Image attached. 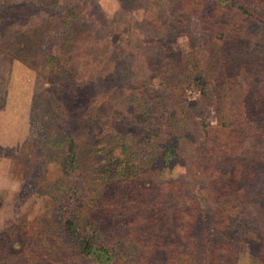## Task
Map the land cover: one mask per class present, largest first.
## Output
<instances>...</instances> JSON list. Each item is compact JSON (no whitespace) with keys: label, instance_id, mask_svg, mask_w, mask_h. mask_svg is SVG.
<instances>
[{"label":"rangeland","instance_id":"rangeland-1","mask_svg":"<svg viewBox=\"0 0 264 264\" xmlns=\"http://www.w3.org/2000/svg\"><path fill=\"white\" fill-rule=\"evenodd\" d=\"M0 1V264H98L74 251L70 240L61 237L56 207L76 186L82 187L78 202L83 204L82 214L90 217L85 224L91 234L110 245L111 240L117 242L114 264H140L142 251L135 242L130 245L128 228L119 227L114 214L108 224L98 219L105 215L101 194L107 195L101 202L108 204L113 198L119 210L127 208L129 216H135L134 209L121 205L119 199L126 193L109 175L107 162L119 151L116 145L123 133L138 129L136 114L141 110L139 101L123 90L121 83L115 88L111 77L125 72L132 85L152 87L159 63H165L170 52L173 59L168 66L176 68L174 77L179 85L173 93L186 105L179 116L184 130L175 163L162 166L157 158L147 181L155 182L157 188L167 180L182 183L203 203L198 220L187 233L176 225V218L173 233L157 227L166 233L167 246L176 242L175 250L190 252L188 258L171 264H208L216 247L221 248L220 264H264V169L256 186L237 202L235 223L229 228L218 224L208 180L200 170L202 160L208 157L204 124L209 123L212 129L219 121L222 87L218 77L222 69L227 71L225 114L242 140L241 148L246 151L252 145L253 130L243 121L257 86L242 58H264V43L252 35L240 38L232 46L236 58L230 57L229 64L224 51L216 53L204 89L186 78V56L196 51L203 62L209 58L203 28L215 21L207 14H213L216 0H193L190 9L182 0ZM76 9L83 13L79 26L66 18L67 12ZM175 21L179 29L170 31V23L175 25ZM220 22L226 29L234 27L236 12L225 14ZM78 27L81 31L72 35ZM159 36L167 37L169 43L159 41ZM61 68L76 76L78 89L69 87L70 79L64 83ZM89 102L101 108L99 119L76 125L82 105ZM63 120L75 126L71 131L79 146L80 169L74 174L62 170L67 143ZM231 157L253 161L245 152ZM179 205L178 200L168 202L173 216ZM193 241L195 250L190 249ZM209 244L211 250L203 253ZM27 249L37 257L15 259L7 253ZM149 264H170L168 248L156 249Z\"/></svg>","mask_w":264,"mask_h":264},{"label":"trees","instance_id":"trees-1","mask_svg":"<svg viewBox=\"0 0 264 264\" xmlns=\"http://www.w3.org/2000/svg\"><path fill=\"white\" fill-rule=\"evenodd\" d=\"M182 1L183 5L191 8L193 0ZM1 4L0 1V7ZM231 11L236 12L238 22L234 27L226 29L220 20L222 16ZM82 15V11L76 9L67 12L66 18L69 22L75 21L79 26ZM207 16H213L215 19V21L212 20L213 23L203 28V34L207 41L205 47L210 52V56L203 62L200 60L198 52H190L186 56L185 66L186 78L196 83L200 88L205 87L208 71L212 69L214 58L217 56L216 53L220 50L228 51V53H222L227 54L228 58L225 57V62L229 64L230 57L236 58L232 46L238 44L240 38L252 35V37L257 38L256 40L264 43V0L260 3L257 0H216L213 14L209 13ZM171 23L169 30L177 31L179 25L176 23L178 22L175 21V25H171ZM254 26L257 27L256 30L252 29ZM80 31L78 27L75 32H72V35H77ZM255 32L257 33L255 34ZM157 39L161 42L168 40L164 36H159ZM170 53L167 55L165 63H159V68L156 70L154 80H152L153 84L151 83L152 87H148L150 84L143 88L135 84L132 85L125 72L119 76L113 75L111 77L115 88L120 87L121 83V88L127 89L129 95L134 96L139 101V109L141 110L136 114L138 129L136 131L128 129L123 133L116 145L119 151L113 152L107 162V171L110 173L108 174L114 176L113 181H117L119 188L126 193L119 199L121 205L130 206L129 210L134 209L135 216L130 217L127 208L119 210L118 206L120 205L112 203L113 198H110L111 201L109 200L108 204L104 201L101 202L107 197V195L101 194L99 202L101 207L105 208V215L98 217V219H101L104 224H108L107 220H111L113 217L111 214H114L117 225L123 229L128 228V235L131 239L130 245L132 246L135 242L141 248L140 264H149L152 253L165 246L168 248V263H177L182 257L188 258L189 250H175L176 242L174 245L167 246L166 233L163 232H174L171 227L176 224V218V225L180 224L187 233L194 226L200 216L201 209H203V203L199 202L193 194L187 192L182 183L167 180L160 184L159 189L155 182L149 184L147 181L149 174L155 170L157 158L162 166H171L175 163V158L178 156L177 148L180 135L184 130L179 116L186 109V105L180 100H176L175 92L173 93V88L179 87V85L176 84V77H174L176 68L168 66V61L173 59ZM242 65L245 66V69L247 68L257 86L247 102V117L243 121L250 125L253 130L252 145L248 146L246 151L241 148L242 140L239 139V135L225 114V96L228 87L227 84L223 85L227 72H224V69L220 70L221 73L218 77L222 87L217 106L219 121L217 125L212 126V129L208 128L209 123L204 124L208 157L202 160L200 170L208 180V193L214 200V210L218 217V224L222 228H229L235 223L234 214L237 202L242 195L256 186L262 175L261 169H264V58H242ZM75 77L74 74L66 73L61 68V79H65L64 83L70 79L68 81L71 84L69 87L78 89ZM122 82H124L123 85ZM175 90L179 89L176 88ZM93 108L91 102L83 104L81 107L83 112L81 115L77 114L78 122L76 125L84 124L90 120H98L101 108L98 109L97 106ZM89 111L92 112L89 113ZM63 123L67 130V143L62 170L66 174H74L80 169L78 164L79 146L71 131V127L74 125L66 120H63ZM158 139L162 140L158 141ZM244 152L249 159L250 157L253 159L252 163L240 157H231ZM257 162L258 164H256ZM262 185L261 190L264 193V180ZM81 191L82 187L76 186L73 192L66 193L61 197V203L56 207L57 215L61 218V237L70 240L74 251L80 255L91 257L98 264H114L116 255L118 256L115 248L117 242L111 240L110 245V242L103 237L91 234V230L85 224L90 217L82 214L84 212L82 211L83 204L78 202ZM155 192L157 193L156 196L147 201L146 197H150ZM172 199L178 200V204H180L174 216L168 208V202H172ZM157 227L163 228L164 231H159ZM114 229L117 232V227ZM191 245L192 248L190 249L195 250L194 241ZM211 248L212 245L209 244L203 253L206 254ZM220 249V247L213 249L216 252L215 257L208 264H220V253H218ZM30 252H32L31 249L18 253L9 251L7 253L15 259L25 256L37 257V253L34 256ZM262 252H264V248Z\"/></svg>","mask_w":264,"mask_h":264}]
</instances>
